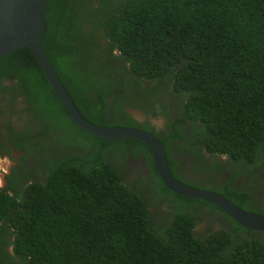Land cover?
I'll return each instance as SVG.
<instances>
[{
  "label": "trees",
  "instance_id": "trees-1",
  "mask_svg": "<svg viewBox=\"0 0 264 264\" xmlns=\"http://www.w3.org/2000/svg\"><path fill=\"white\" fill-rule=\"evenodd\" d=\"M45 24L85 118L152 131L179 180L264 213V0H47ZM0 127L22 148L0 185L3 264H264V231L170 190L144 142L76 125L27 47L0 59Z\"/></svg>",
  "mask_w": 264,
  "mask_h": 264
},
{
  "label": "water",
  "instance_id": "water-1",
  "mask_svg": "<svg viewBox=\"0 0 264 264\" xmlns=\"http://www.w3.org/2000/svg\"><path fill=\"white\" fill-rule=\"evenodd\" d=\"M47 0H0V59L13 49L27 47L34 55L50 87L55 91L70 119L84 131L102 137H131L144 142L152 152L156 170L172 191L215 204L242 226L264 231V213L245 209L222 193L179 180L169 169L163 142L152 131L131 125H97L78 110L42 44L46 33ZM142 171L147 168L143 159ZM0 264H3L0 259Z\"/></svg>",
  "mask_w": 264,
  "mask_h": 264
},
{
  "label": "flooded vegetation",
  "instance_id": "flooded-vegetation-1",
  "mask_svg": "<svg viewBox=\"0 0 264 264\" xmlns=\"http://www.w3.org/2000/svg\"><path fill=\"white\" fill-rule=\"evenodd\" d=\"M15 80H16L15 77H13L11 80L4 79V81H5L6 84H12V83H14L15 86H18V84L14 82ZM6 94H7L8 97H11L12 96L9 92H7ZM16 96H15V99H14V101H13L12 104H11V101L8 98H5L4 100H7V102L5 104H7L8 106H11V107L13 106L14 109H18V98L19 97L18 96L16 97ZM22 103L24 104V106L26 105L24 101ZM136 111H138L142 115L141 117H139V118H142L141 121H143V119L147 117V116H144V114L142 112H140L139 110H136ZM14 113H17V116H16L17 117V122L20 121V119H19V116H21L20 110H14ZM30 116H31V113L28 116L25 115L26 121H29V119H27V118H29ZM147 118H149L150 119V122L152 124H154V125L161 124L162 121H163L162 117H160L159 115L156 116V117H147ZM27 124H28L27 125L28 127H31V128H29V132H28V134H29L28 136H30L34 132L35 129L37 130L38 122L37 121H35L34 123L33 122H28ZM163 127L164 126L162 125L161 128H163ZM4 133H7L6 129L4 128V132L3 131L1 132V127H0V149H4L5 150L6 148H10L11 149V152H12V155L14 157V162L16 164L17 161H18L19 156L21 155L22 148H19L16 151L12 148L11 145H12L13 140L11 138V135L8 136L6 138V140H3L2 141V139L5 137ZM181 153H183V152H181ZM183 155L186 156V154H184V153H183ZM188 156H190V155H188ZM4 157L10 159L7 155H0V159H2ZM129 161H130L129 164L133 165L132 169H130V174L132 173V175L134 176V175H137V174H139L141 172L147 173V170L146 171H142V164L140 163V161H142L141 159L140 160H136V161L135 160H129ZM28 162L31 165L34 164L33 160L32 161H28ZM29 164L26 163V165H24V166L26 168L31 167ZM183 167H186V166L183 165ZM2 173H3V176L0 173V175L2 176V180L0 178V185L1 186H3L5 184V178H4L5 174L9 175L11 173L10 168L8 167L6 169V171H2ZM185 173H186V175L190 176V170H188L187 168H186ZM193 174H194V172H193Z\"/></svg>",
  "mask_w": 264,
  "mask_h": 264
},
{
  "label": "rangeland",
  "instance_id": "rangeland-1",
  "mask_svg": "<svg viewBox=\"0 0 264 264\" xmlns=\"http://www.w3.org/2000/svg\"><path fill=\"white\" fill-rule=\"evenodd\" d=\"M22 102H23L22 97H19L18 98V109H20L21 106L23 105ZM136 112H137L136 114H137L138 117L142 116L138 111H136ZM24 118H25V115L21 114V116H19L20 121L16 122L15 126L20 127L24 123ZM25 121H26V119H25ZM13 163H14L13 160L8 159L6 157L0 159V173L2 174V176H3L2 171H6V169L10 166V164H13ZM2 176L0 175L1 180H2Z\"/></svg>",
  "mask_w": 264,
  "mask_h": 264
}]
</instances>
